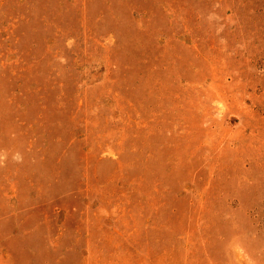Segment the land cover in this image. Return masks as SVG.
<instances>
[{
    "label": "rangeland",
    "instance_id": "rangeland-1",
    "mask_svg": "<svg viewBox=\"0 0 264 264\" xmlns=\"http://www.w3.org/2000/svg\"><path fill=\"white\" fill-rule=\"evenodd\" d=\"M0 264H264V0H0Z\"/></svg>",
    "mask_w": 264,
    "mask_h": 264
}]
</instances>
